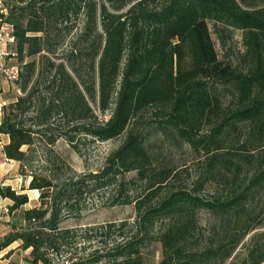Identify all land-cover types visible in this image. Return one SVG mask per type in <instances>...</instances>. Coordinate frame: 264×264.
<instances>
[{"label": "trees", "instance_id": "trees-1", "mask_svg": "<svg viewBox=\"0 0 264 264\" xmlns=\"http://www.w3.org/2000/svg\"><path fill=\"white\" fill-rule=\"evenodd\" d=\"M2 23L22 93L3 109L4 151L47 204L25 209L0 251L146 264L159 243V264H227L255 218L240 210L264 194V0H0ZM61 140L85 159L120 144L79 172ZM24 190L0 186L9 213L29 203ZM90 202L133 205L135 218L63 226Z\"/></svg>", "mask_w": 264, "mask_h": 264}, {"label": "rangeland", "instance_id": "rangeland-1", "mask_svg": "<svg viewBox=\"0 0 264 264\" xmlns=\"http://www.w3.org/2000/svg\"><path fill=\"white\" fill-rule=\"evenodd\" d=\"M82 24V22H81ZM80 24V25H81ZM216 40V36L213 35ZM235 39L238 40V49L242 50L241 45V35L236 33ZM217 47L222 56L223 51L220 44L217 41ZM16 65V59L8 60V66ZM7 76L4 75L2 83L4 85V92L6 99H13L17 96L14 94L12 84ZM12 83V82H11ZM10 103V101H9ZM120 144L119 141L115 142H104L97 143L91 146L89 154L85 158L79 156L74 152L70 146L63 140L59 141L56 146V151L60 153L64 158H66L72 167L79 171L84 172L87 169L97 170L103 164L105 157L108 153L116 148ZM188 166L193 168L194 164L192 160L188 161ZM198 174V173H197ZM134 174L129 175L132 176ZM193 177L196 178L197 175L193 172ZM191 177V179L193 178ZM211 189H209L210 191ZM47 202H42L40 199L37 202V206H44ZM239 218L242 223L254 216V222L249 223L245 230H249L244 240L241 242L233 257L229 259L227 264H264V194L260 193L257 195L255 200L249 201L245 206L242 207L239 213ZM135 218V209L133 205L129 206H117L111 208L100 207L97 203H91L87 209L83 212V218L80 220L70 219L67 220L63 226L72 227L78 225H88V224H98L110 221H120L124 219ZM201 223L206 225L209 219V214L201 212L200 214ZM14 227L23 228V210L16 212L13 217ZM162 258L161 245L156 243L148 253L146 257V264H159ZM30 252L20 251L17 257L18 264H32L30 262Z\"/></svg>", "mask_w": 264, "mask_h": 264}, {"label": "crops", "instance_id": "crops-1", "mask_svg": "<svg viewBox=\"0 0 264 264\" xmlns=\"http://www.w3.org/2000/svg\"><path fill=\"white\" fill-rule=\"evenodd\" d=\"M10 84H12L13 92L14 94H16L13 83L10 82ZM2 86L4 89L3 83ZM15 97L13 99H8L10 103L15 100ZM4 98H6L5 92ZM2 120L3 112H0V124L2 123ZM8 142L9 137L5 134H0V186H11L14 190L19 192L25 189L23 192L27 193V195L29 196V203L22 208V210L24 211L25 209L37 206V202L40 197V191L28 190L30 178L21 176L19 174L20 164L16 161L9 160L6 157L4 146ZM11 204V200L0 196V237L4 236L12 229V227H14L13 217L15 213H9V206ZM20 244L21 242H15L9 248L0 251V264H18L17 257L19 256V252L23 251L21 249H18ZM11 250H13L12 254L6 256L7 253ZM25 252H30V250H27Z\"/></svg>", "mask_w": 264, "mask_h": 264}, {"label": "built area", "instance_id": "built-area-1", "mask_svg": "<svg viewBox=\"0 0 264 264\" xmlns=\"http://www.w3.org/2000/svg\"><path fill=\"white\" fill-rule=\"evenodd\" d=\"M15 44V36L12 27L7 23L0 25V112L8 106L9 100L4 98V89L2 79L5 76L13 83L17 80L19 68L17 65L8 66V60L14 59L16 53L13 50ZM17 95L22 94L21 90L14 86Z\"/></svg>", "mask_w": 264, "mask_h": 264}]
</instances>
